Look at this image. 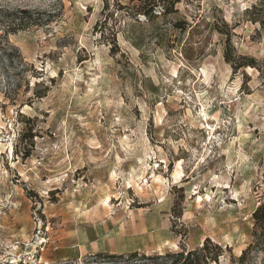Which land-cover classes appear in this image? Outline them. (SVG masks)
I'll list each match as a JSON object with an SVG mask.
<instances>
[{"label":"rangeland","instance_id":"obj_1","mask_svg":"<svg viewBox=\"0 0 264 264\" xmlns=\"http://www.w3.org/2000/svg\"><path fill=\"white\" fill-rule=\"evenodd\" d=\"M256 2L183 0L135 22L111 0H0L35 22L0 54V264H110L96 256L205 240L222 251L208 264H264V245L238 262L264 202Z\"/></svg>","mask_w":264,"mask_h":264},{"label":"trees","instance_id":"obj_2","mask_svg":"<svg viewBox=\"0 0 264 264\" xmlns=\"http://www.w3.org/2000/svg\"><path fill=\"white\" fill-rule=\"evenodd\" d=\"M120 14L121 18L127 17L130 20L139 22L143 18L145 22H151L158 16L167 17L177 12L176 6L183 0H111ZM106 2L105 9H107ZM33 11L28 8H11L7 5H0V54L6 55L11 61V54L17 49L11 46L7 37L9 34L14 35L24 30L28 23L27 17H32ZM249 21L257 23L264 28V0H258L250 9L246 10ZM26 19V20H25ZM180 28V27H179ZM112 39L116 36V30L111 33ZM4 39V40H3ZM227 41V40H226ZM226 60H228L226 56ZM243 66L255 67L254 62L248 61ZM242 67V66H235ZM28 68L27 64H23L18 71L17 76L21 75ZM253 227L251 231V243L244 250L238 262H242L248 254L264 245V202L260 203L251 215ZM210 241L205 240L204 244L193 251H182L177 254H164L145 256L138 253H131L127 256H104L97 255L103 262L113 264H208L209 262H217V258L221 254V248L214 246L209 249Z\"/></svg>","mask_w":264,"mask_h":264}]
</instances>
